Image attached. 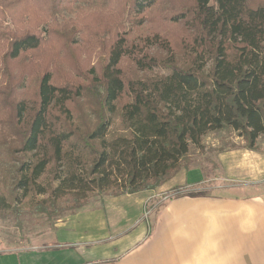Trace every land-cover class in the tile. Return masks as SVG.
Instances as JSON below:
<instances>
[{
  "label": "trees",
  "instance_id": "obj_1",
  "mask_svg": "<svg viewBox=\"0 0 264 264\" xmlns=\"http://www.w3.org/2000/svg\"><path fill=\"white\" fill-rule=\"evenodd\" d=\"M223 130L264 136V0H0V215L159 188Z\"/></svg>",
  "mask_w": 264,
  "mask_h": 264
},
{
  "label": "crops",
  "instance_id": "obj_2",
  "mask_svg": "<svg viewBox=\"0 0 264 264\" xmlns=\"http://www.w3.org/2000/svg\"><path fill=\"white\" fill-rule=\"evenodd\" d=\"M214 159L212 171L176 174L172 184L205 194L166 202L152 229L141 214L84 208L51 230L47 245L0 252V264H264V152L225 150Z\"/></svg>",
  "mask_w": 264,
  "mask_h": 264
},
{
  "label": "rangeland",
  "instance_id": "obj_3",
  "mask_svg": "<svg viewBox=\"0 0 264 264\" xmlns=\"http://www.w3.org/2000/svg\"><path fill=\"white\" fill-rule=\"evenodd\" d=\"M122 68L127 77L137 78L139 74L135 71L134 67L128 62L122 63ZM113 135H119L123 133L122 127L118 121H115L111 128ZM202 144L204 151L199 153L195 148H191L190 156L186 164H182L184 167L200 166L205 171H212L215 168L214 157L218 151H230L234 149H240L244 143L242 139L238 138L236 134L230 130H223L220 132H213L206 135L203 138ZM257 148L264 152V136L260 137L257 141ZM211 165V168H210ZM181 168V169H182ZM179 172L183 171L182 169ZM176 176V175H175ZM173 176L166 181L161 187L166 184V187L176 186L172 184L171 180ZM236 185V184H233ZM155 188L151 191L142 192L135 195L112 197L110 195H95L88 206L84 208H101L105 210L107 214H127L132 218H136L141 214V218L148 224L149 229H152V223L155 214L160 211V208L165 205L166 201L163 198L176 195L180 191L181 193H188L191 189L173 187L168 191H162L160 188ZM204 185V189H205ZM177 189L178 191H174ZM161 190V191H160ZM192 192H195L192 191ZM197 193L205 194V191L198 190ZM172 196V197H174ZM171 197V198H172ZM144 198V204L141 207L139 204L140 199ZM169 200V199H168ZM10 210L14 211L13 207ZM9 210V211H10ZM16 214L12 212H6L0 215V252L9 250H20L32 245L41 243L45 246L50 242L52 232L55 227L62 223V221L70 218L80 210L74 211L73 213H66L65 216L60 217H46L40 214H32L29 212L26 206L17 208ZM49 235V236H48ZM46 236H48L46 238ZM35 237L39 238L37 241ZM46 242V243H44Z\"/></svg>",
  "mask_w": 264,
  "mask_h": 264
},
{
  "label": "built area",
  "instance_id": "obj_4",
  "mask_svg": "<svg viewBox=\"0 0 264 264\" xmlns=\"http://www.w3.org/2000/svg\"><path fill=\"white\" fill-rule=\"evenodd\" d=\"M173 195H171L170 197H165L163 198V201H168V199H170Z\"/></svg>",
  "mask_w": 264,
  "mask_h": 264
}]
</instances>
